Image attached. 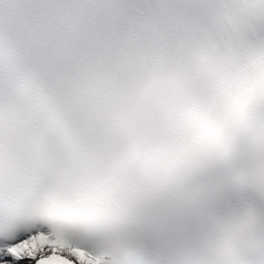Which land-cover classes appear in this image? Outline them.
<instances>
[{"label": "snow or ice", "instance_id": "obj_1", "mask_svg": "<svg viewBox=\"0 0 264 264\" xmlns=\"http://www.w3.org/2000/svg\"><path fill=\"white\" fill-rule=\"evenodd\" d=\"M0 264H264V0H0Z\"/></svg>", "mask_w": 264, "mask_h": 264}]
</instances>
